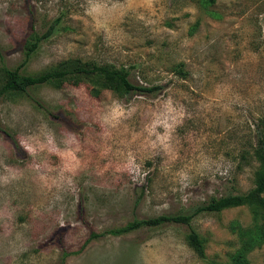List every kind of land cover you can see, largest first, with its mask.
I'll list each match as a JSON object with an SVG mask.
<instances>
[{"label": "rangeland", "instance_id": "1", "mask_svg": "<svg viewBox=\"0 0 264 264\" xmlns=\"http://www.w3.org/2000/svg\"><path fill=\"white\" fill-rule=\"evenodd\" d=\"M58 19L25 73L109 66L163 88L0 97V264H233L264 228L247 205L192 220L206 258L183 224L93 234L254 187L242 151L264 131V0H0V68ZM245 255L264 264V244Z\"/></svg>", "mask_w": 264, "mask_h": 264}, {"label": "trees", "instance_id": "2", "mask_svg": "<svg viewBox=\"0 0 264 264\" xmlns=\"http://www.w3.org/2000/svg\"><path fill=\"white\" fill-rule=\"evenodd\" d=\"M58 19L46 31L42 33L35 32L24 50V60L14 69L3 64L0 68V97L12 98L18 95L27 94L28 90L33 87L51 84L60 88L65 82L80 84L86 82L91 87V92L95 96L101 95L104 90H112L120 94L132 92L156 93L163 87L161 85L145 86L138 85L131 81L130 70L123 68L117 69L109 66L99 65H80L74 67H64L46 71L37 75L27 74L24 71L25 66L31 57L41 47L42 43L52 37L58 30ZM178 72L184 70L180 66ZM255 158L260 164L255 174V185L245 193L228 194L219 198L197 204L183 212L173 214H162L148 218H135L126 226L120 229H112L103 234H93L101 236L105 234L122 235L138 230L142 227L157 228L166 224H183L190 228L187 233V243L201 258H206L205 241L202 236L192 227V220L204 212H221L225 209L247 205L252 210L262 215L264 225V131L258 130L255 139L251 142V149L242 151V158L247 160L249 157ZM140 198H138L139 201ZM264 244L263 232L254 234L248 239H243V248L233 255V264H250L246 255V250H252L255 247Z\"/></svg>", "mask_w": 264, "mask_h": 264}]
</instances>
